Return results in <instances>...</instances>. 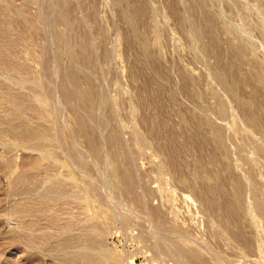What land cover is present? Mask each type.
<instances>
[{"label": "rangeland", "instance_id": "obj_1", "mask_svg": "<svg viewBox=\"0 0 264 264\" xmlns=\"http://www.w3.org/2000/svg\"><path fill=\"white\" fill-rule=\"evenodd\" d=\"M0 264H264V0H0Z\"/></svg>", "mask_w": 264, "mask_h": 264}]
</instances>
